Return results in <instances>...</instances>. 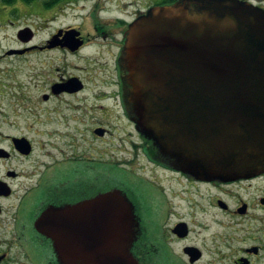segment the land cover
<instances>
[{"label": "flooded vegetation", "instance_id": "af4514ba", "mask_svg": "<svg viewBox=\"0 0 264 264\" xmlns=\"http://www.w3.org/2000/svg\"><path fill=\"white\" fill-rule=\"evenodd\" d=\"M182 1L47 0L33 25L19 29L18 46L0 61L35 58L33 84L41 93L31 102L33 111L45 110L36 121L53 123L55 111L71 110L76 115L67 119L68 130L73 126L77 134L88 123L96 140L110 144L112 124H125L140 139L130 147L152 169L122 173L76 135L66 148L42 146L39 138L48 134L34 127L33 117H1L7 105L27 101L7 104L0 96V264H58L39 218L112 190L133 207L131 253L140 264H264V170L229 181L199 179L171 165L136 129L122 64L129 28L152 8ZM238 1L264 10V0ZM17 3L0 0V32L19 23ZM124 134L128 141L135 133Z\"/></svg>", "mask_w": 264, "mask_h": 264}, {"label": "water", "instance_id": "95a60500", "mask_svg": "<svg viewBox=\"0 0 264 264\" xmlns=\"http://www.w3.org/2000/svg\"><path fill=\"white\" fill-rule=\"evenodd\" d=\"M122 64L136 129L171 165L220 181L264 170V10L238 0L152 8L130 26ZM134 224L121 190L38 220L58 264H140Z\"/></svg>", "mask_w": 264, "mask_h": 264}, {"label": "rangeland", "instance_id": "374dc122", "mask_svg": "<svg viewBox=\"0 0 264 264\" xmlns=\"http://www.w3.org/2000/svg\"><path fill=\"white\" fill-rule=\"evenodd\" d=\"M35 1V0H34ZM33 1V2H34ZM47 0H37L34 3L26 4L19 1L16 6L20 9V20L15 27H6L3 32H0V58L6 53L10 48L18 46L17 41V32L19 29L25 28L26 25H29L30 22L32 26L33 20H35L34 13L37 9L45 3ZM34 4V6H33ZM41 10V9H40ZM43 36L42 34L40 35ZM34 57L25 58V59H16L6 57L3 61H0V96L4 99L3 101L7 104L15 103L16 101H27V105H7L6 108L2 110L1 117H12V118H31L33 117V125L36 129H41L40 133H47L48 136L44 138H39L42 141L40 145L47 147V145L53 144L55 146L62 145L65 148L68 143L76 142V138L73 135H76L80 144H84L87 150L99 151L100 153L105 152L104 158L110 159L114 162H117L120 169L119 171L124 173L132 174L133 171L140 173L145 171V174L152 169V165L142 156L140 152L135 153L133 148L130 147L129 143L134 141L140 143V139L136 135V132L132 130L129 126L128 129H125V124L117 125L112 124L114 127L113 134L114 139L110 138L111 144L107 141L100 142L96 140L94 136L91 135V128L93 125L86 123L81 125L76 134V129L71 127L68 130L64 125L68 122V118L75 116L71 110H63L60 113L56 112V115L53 117L55 121L43 123L42 121H36V118H43L44 116H39L44 113L45 110H41L40 107H37L36 111H33V97L41 93L40 87H35L33 84V62ZM54 69V67L52 68ZM53 111V110H50ZM81 112L78 113L80 115ZM39 116V117H36ZM35 117V118H34ZM31 123V121H29ZM75 127V126H74ZM119 130V134L116 130ZM69 131L70 136H60L58 131ZM131 131L133 137L128 141V137L125 140V134ZM49 148V146L47 147ZM109 152H107V151ZM135 150V149H134ZM100 153H97L96 156L102 157ZM133 163L132 165H122L123 163ZM123 170V171H122ZM155 172V171H154Z\"/></svg>", "mask_w": 264, "mask_h": 264}, {"label": "trees", "instance_id": "16d2710c", "mask_svg": "<svg viewBox=\"0 0 264 264\" xmlns=\"http://www.w3.org/2000/svg\"><path fill=\"white\" fill-rule=\"evenodd\" d=\"M17 1L18 2L21 1V2L26 3V4H31V3H33L34 0H2V2L6 3V4L16 3Z\"/></svg>", "mask_w": 264, "mask_h": 264}]
</instances>
